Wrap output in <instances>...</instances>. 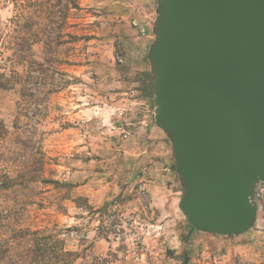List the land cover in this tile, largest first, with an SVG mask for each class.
Wrapping results in <instances>:
<instances>
[{
  "label": "rangeland",
  "instance_id": "rangeland-1",
  "mask_svg": "<svg viewBox=\"0 0 264 264\" xmlns=\"http://www.w3.org/2000/svg\"><path fill=\"white\" fill-rule=\"evenodd\" d=\"M74 3L0 0V264H218L237 234L187 223L147 86L158 0Z\"/></svg>",
  "mask_w": 264,
  "mask_h": 264
},
{
  "label": "water",
  "instance_id": "water-1",
  "mask_svg": "<svg viewBox=\"0 0 264 264\" xmlns=\"http://www.w3.org/2000/svg\"><path fill=\"white\" fill-rule=\"evenodd\" d=\"M148 58L190 226L248 230L264 183V0H158Z\"/></svg>",
  "mask_w": 264,
  "mask_h": 264
},
{
  "label": "crops",
  "instance_id": "crops-1",
  "mask_svg": "<svg viewBox=\"0 0 264 264\" xmlns=\"http://www.w3.org/2000/svg\"><path fill=\"white\" fill-rule=\"evenodd\" d=\"M157 131L153 130V133ZM144 147H152L146 142ZM247 232L216 242L218 264H264V235ZM252 239V240H251Z\"/></svg>",
  "mask_w": 264,
  "mask_h": 264
},
{
  "label": "trees",
  "instance_id": "trees-1",
  "mask_svg": "<svg viewBox=\"0 0 264 264\" xmlns=\"http://www.w3.org/2000/svg\"><path fill=\"white\" fill-rule=\"evenodd\" d=\"M74 4H75V7L76 8H79L78 7L77 0H75V3ZM34 42H36V41H34ZM51 42H53V41H44L43 42L44 49L48 45L51 46ZM62 42L63 41H59V42L56 41V43L54 45H57L58 43L60 44ZM30 48H31L30 44H27V46H25V47L22 46V45H19L18 51L21 52V53H23L25 51H28ZM32 62H33V64L35 66H38V68L34 69V71H38V73H39V75H37L36 77H34V79L35 80H39V81H43L44 80V76L41 75L43 69H41V67H39V66H42V63H38L36 61H32ZM14 73L17 75V78L18 79H13L11 76L10 77L7 76L6 73L0 72V88H2V89H12L13 88L14 83L16 82L15 80H18V81L20 80V73L19 72H14ZM62 74L66 75L65 73H62ZM16 83H19V82H16ZM147 86H149V87L152 86V81L151 80L148 81ZM30 96H34V95L31 93ZM21 97L22 98H25L26 97V94L25 93H22L21 94ZM63 254L65 256V254H66L65 251H64ZM64 264H65V262H64Z\"/></svg>",
  "mask_w": 264,
  "mask_h": 264
},
{
  "label": "built area",
  "instance_id": "built-area-1",
  "mask_svg": "<svg viewBox=\"0 0 264 264\" xmlns=\"http://www.w3.org/2000/svg\"><path fill=\"white\" fill-rule=\"evenodd\" d=\"M263 194L264 193V183L263 182H258L255 186V189H254V197H253V200L255 199V196L256 195H260V194Z\"/></svg>",
  "mask_w": 264,
  "mask_h": 264
}]
</instances>
